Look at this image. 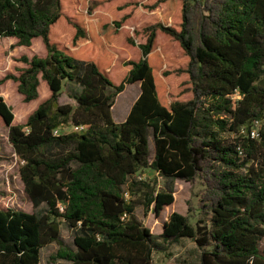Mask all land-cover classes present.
<instances>
[{"label": "trees", "instance_id": "16d2710c", "mask_svg": "<svg viewBox=\"0 0 264 264\" xmlns=\"http://www.w3.org/2000/svg\"><path fill=\"white\" fill-rule=\"evenodd\" d=\"M0 38L26 48L40 38L47 54L24 56L5 79L25 104L39 101L26 123L0 96L35 209H0V264H42L52 244L54 262L153 264L185 239L201 264H264V127L252 137L264 122V0H0ZM124 45L141 56L121 68ZM42 81L50 96L40 102ZM66 83L79 88L76 105L59 104ZM135 83L140 96L117 123L116 99ZM69 126L86 129L61 134ZM146 169L164 190L138 180ZM197 179L196 226L174 213L154 235L136 218L138 206L173 205L174 182Z\"/></svg>", "mask_w": 264, "mask_h": 264}, {"label": "rangeland", "instance_id": "374dc122", "mask_svg": "<svg viewBox=\"0 0 264 264\" xmlns=\"http://www.w3.org/2000/svg\"><path fill=\"white\" fill-rule=\"evenodd\" d=\"M140 17L137 21H142ZM145 20H149L146 18ZM135 27V26H134ZM132 27L130 34L135 28ZM126 38V39H128ZM17 39L0 38V96L4 98L8 105L13 108L15 114L14 124L20 125L26 123L28 117L35 110L39 101L25 104L23 97L18 93V84L13 81H6L8 75L20 74L19 70L26 67L22 62V58H32L34 55L45 57L46 48L42 39L34 40L32 47H18ZM128 49L130 51H128ZM122 52H127L124 58H120L119 67H124L125 63L130 60H139L140 52L137 49L123 46ZM125 72L128 69L124 70ZM5 81V82H4ZM188 85L183 87L187 89ZM141 86L138 83L127 85L123 93H121L115 102L113 108V117L117 123H121L130 113L133 105L140 96ZM79 90L78 86L73 83H66L64 92L59 99L60 105H76L72 99V94ZM40 102L46 100L49 96L45 82H41L40 86ZM239 100V97H236ZM264 127V122H257L255 131L259 134V130ZM73 128L69 126L61 131V134L72 133ZM223 137L228 141L236 139V135L226 133ZM150 149L153 153L154 145L150 143ZM21 160L15 154L14 149L8 141V129L0 127V209L13 208L25 211L27 213L35 212L31 200L25 193V186L21 180L20 167ZM138 180L147 181L156 191H162L166 188V181L161 178L155 171L146 169L139 173ZM174 204L165 207L160 214H156L151 207L149 210L143 206H138L135 216L154 235H161L164 225L167 223L172 214L178 213L189 218L190 222L196 226L197 222L204 220L200 211V202L204 195L205 187L200 179L193 182L178 180L173 183ZM128 195V194H127ZM129 198V196H126ZM63 208V206H60ZM61 211H63L61 209ZM62 239L69 246L73 247L74 233L65 224L62 225ZM58 246L49 245L42 250V264H68L63 261L54 262L51 258L55 255ZM260 250L264 253V240L260 243ZM201 249L191 239H185L179 245H173L164 253H156L153 257V264H201ZM55 257V256H54Z\"/></svg>", "mask_w": 264, "mask_h": 264}, {"label": "built area", "instance_id": "2783aa9c", "mask_svg": "<svg viewBox=\"0 0 264 264\" xmlns=\"http://www.w3.org/2000/svg\"><path fill=\"white\" fill-rule=\"evenodd\" d=\"M72 128H73V131L72 132H78V133H82L85 129H86V127H84V126H72ZM59 134V130H57L56 132H55V135H58ZM259 135L256 133V131L254 130L253 132H252V137L253 138H257ZM126 196H128L127 194H126ZM62 210H63V208H61Z\"/></svg>", "mask_w": 264, "mask_h": 264}, {"label": "crops", "instance_id": "0c3cea01", "mask_svg": "<svg viewBox=\"0 0 264 264\" xmlns=\"http://www.w3.org/2000/svg\"><path fill=\"white\" fill-rule=\"evenodd\" d=\"M128 115H129V114H128ZM127 117H128V116H127ZM127 117L124 119V121L127 119ZM124 121H122V122H124ZM122 122H121V123H122Z\"/></svg>", "mask_w": 264, "mask_h": 264}]
</instances>
